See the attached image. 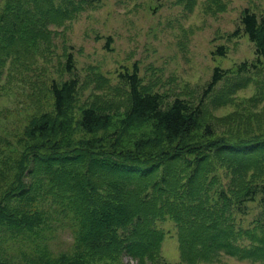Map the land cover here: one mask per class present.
<instances>
[{
  "label": "trees",
  "instance_id": "16d2710c",
  "mask_svg": "<svg viewBox=\"0 0 264 264\" xmlns=\"http://www.w3.org/2000/svg\"><path fill=\"white\" fill-rule=\"evenodd\" d=\"M53 1L4 0L0 67L36 48L47 25L96 0ZM239 24L233 35L241 30L254 44L256 69L264 62V11L258 16L245 8ZM224 53L222 46L213 52ZM66 69H74L71 54ZM248 71L246 62L215 67L197 103L164 102L158 92L142 91L135 67L119 73L128 87L122 111L107 102L83 106L74 127L70 108L79 80L52 82V110L30 119L17 139L20 150L3 156L0 148V264H92L120 253L157 264L164 232L155 223L166 218L176 225L182 262L223 253L264 263V138L224 141L201 122L204 99L217 83ZM201 127L200 139L207 140L189 148ZM193 150L198 154L186 160ZM215 161L224 169V185L210 173ZM258 197L256 224L236 226V216ZM62 225L72 242L56 253L50 241Z\"/></svg>",
  "mask_w": 264,
  "mask_h": 264
},
{
  "label": "rangeland",
  "instance_id": "374dc122",
  "mask_svg": "<svg viewBox=\"0 0 264 264\" xmlns=\"http://www.w3.org/2000/svg\"><path fill=\"white\" fill-rule=\"evenodd\" d=\"M62 1L53 2L60 5ZM3 2L0 0V8ZM245 8L260 16L264 0H96L83 4L70 18L47 25L49 33L42 35L36 48L0 67L3 156L10 148L20 150L17 139L31 118L52 110V82L72 77L79 80L70 108L74 127L83 106L107 102L122 111L128 87L119 73H131L135 67L142 91L158 92L164 102L180 97L197 103L215 67L235 69L246 62L250 71L240 75L231 72L208 93L201 122L203 127L213 128V138L224 141L264 138V62H256L258 67L253 68L254 44L241 30L233 35ZM218 46L223 47L224 55L213 54ZM67 54L73 57L71 72L66 69ZM203 127L189 148L196 150L197 142L207 140L200 139ZM194 150L184 158L192 160L198 154ZM210 173H218L222 185L227 182L216 161ZM258 200L247 202L246 213L236 216V226L252 228L256 224L261 211ZM155 224L164 232L157 264H187L180 259L175 223L166 218ZM71 242L68 226L62 225L57 227L50 247L56 253L67 251ZM91 261L138 264L122 253ZM198 264L264 263L221 253Z\"/></svg>",
  "mask_w": 264,
  "mask_h": 264
}]
</instances>
